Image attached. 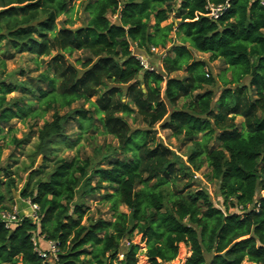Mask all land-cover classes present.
<instances>
[{
  "label": "trees",
  "instance_id": "16d2710c",
  "mask_svg": "<svg viewBox=\"0 0 264 264\" xmlns=\"http://www.w3.org/2000/svg\"><path fill=\"white\" fill-rule=\"evenodd\" d=\"M78 1L84 18L68 28L58 20L73 0H0V67L27 54L51 71L0 82V132L13 120L36 129L20 197L38 207L36 222L24 217L5 229L0 221V264H138L135 235L147 264L175 261L180 244L190 251L184 264H264V7L256 0ZM209 5L223 7L217 20L207 17ZM152 49L158 69L147 63ZM196 54L220 61L221 73L213 76ZM16 91L28 96L8 103ZM49 111L51 121L37 128ZM74 121L115 144L93 146V158H56ZM158 128L188 144L190 166L158 139ZM27 142L11 139L15 148ZM202 168L223 209L189 181L176 186ZM13 183L8 177L6 192ZM6 192L0 211L9 209ZM87 197L98 199L94 212ZM36 234L56 243L57 261L37 254Z\"/></svg>",
  "mask_w": 264,
  "mask_h": 264
},
{
  "label": "rangeland",
  "instance_id": "374dc122",
  "mask_svg": "<svg viewBox=\"0 0 264 264\" xmlns=\"http://www.w3.org/2000/svg\"><path fill=\"white\" fill-rule=\"evenodd\" d=\"M74 2L70 5L69 11L66 15L60 17V22H67V27L69 28H77L81 25L82 19L84 18L82 9L79 7V1L73 0ZM115 19V18H113ZM71 22V23H69ZM170 23H176L175 20L171 19L165 23L162 24V26H166ZM172 36H174L172 34ZM155 55L148 58V65L152 66L154 68L159 67L158 65V58L159 54H156L157 52L153 51ZM143 57V56H142ZM196 57L205 61L208 66V70L213 76H218L221 71L223 70V66L220 63V61H214L210 62L208 60V55H202V54H196ZM80 58V56L74 55L69 60L71 62L74 61V59ZM46 60L47 58H43ZM145 59V58H144ZM38 61L42 59H37ZM146 60V59H145ZM5 67H0V82H4L6 84L14 83V82H21L32 79L33 81L36 80V77L43 73L48 72V75L51 77V71H47V67L44 65H36L33 57L27 54L17 55L12 60H5ZM22 72V73H21ZM180 73L178 76H181ZM247 82V80L245 81ZM222 90L221 86L217 85L215 87V91L217 92V97L219 92ZM20 96H28V94L20 93L19 91L13 92L12 94L6 96V100L8 103L12 98L20 97ZM92 102L95 100L92 99ZM35 103V100L32 101ZM81 104H76L72 106V109H76L77 107H80ZM36 105H33L32 108H35ZM84 108H88V104L84 105ZM64 111H61L59 114L62 115ZM52 111H49L46 113L41 120L37 123V128H39L44 121H51L52 119ZM243 122V119L241 117L235 118V124H241ZM26 123L30 124L32 122L27 121ZM21 124L17 120H13L11 122V126H6L2 129L0 132V168L4 167L5 169H8V176L4 175V173L0 174V191L6 192L5 182L7 181V178L10 177L14 180L13 186L9 189L7 193V200L3 205L8 207L9 209L5 212H11L13 209L17 208V211L19 212V218H29L32 220V209L29 207L28 202L24 201L20 197V193L25 188V185L27 183V176L30 174V171H27L26 173L21 172V169L26 167L30 162V153L34 150L35 144L37 141V135L35 134V128H33L32 131H30L28 124ZM34 132V133H33ZM31 133V134H29ZM68 141L69 143L73 144V147L70 149L68 148L69 143H61L59 147H56L57 152L56 158H62V157H72L76 154L80 158H83L84 154L92 156V147L93 146H99L103 143L105 140V143H112L115 144V142L110 137H103L97 133V131H88L87 133H82L79 128L78 124L72 122L66 130ZM79 135L82 136L81 139H78ZM158 139L162 140L165 144H167L176 154V156L179 158L180 161H182L185 166H190L187 162L188 158V144L183 143L173 137H171L170 132L168 131H161L158 128ZM27 137L28 142L22 146L21 148H15L13 144H11V139L16 138L17 140H21L23 138ZM54 158V157H53ZM43 163L42 156H39L33 165L32 171L35 172L39 168H41ZM189 168V167H188ZM15 172V173H14ZM204 168H202L200 171H193L191 170V177H181V181L176 180V186L181 187L184 184H186L188 181L191 184V188H203L210 196L212 202L217 207L219 206L221 209H223V206L220 205V202H218L219 199V193L216 185L214 183H208L205 178L203 177V173H205ZM95 182H92V185ZM86 205L94 212L97 207L96 201L98 200L96 197L95 199L92 197H87L86 199ZM1 204V206H3ZM102 212H106V207H100ZM123 210V209H122ZM229 211H234V209L230 208ZM105 219H109V215L104 216ZM34 237H40L38 234H36ZM44 241V240H43ZM46 242V241H44ZM132 242L138 246V264H147V259L144 256L145 253V245L141 241L140 235H135ZM39 248L45 249V246H42L39 244ZM190 256V251L188 247H185L183 244H180L178 246V257L175 261L169 263V264H184L186 259ZM121 259V256L119 260ZM243 264H249L247 262H244Z\"/></svg>",
  "mask_w": 264,
  "mask_h": 264
},
{
  "label": "built area",
  "instance_id": "2783aa9c",
  "mask_svg": "<svg viewBox=\"0 0 264 264\" xmlns=\"http://www.w3.org/2000/svg\"><path fill=\"white\" fill-rule=\"evenodd\" d=\"M256 1H258L259 4L264 7V0H256ZM207 9H208L207 17L211 20H217V18L219 17L220 13L223 10V7L209 5ZM140 59L142 60V58ZM28 205L32 209V213H33L32 220L36 222L38 207L36 205L31 204L30 202H28ZM17 209L18 207L13 209L11 212L0 211V221L4 224L5 229H11L12 227L16 226L21 221V218H19V212L17 211ZM39 239L40 241L44 240V238L41 236L37 238L36 237L33 238V243H34L37 254L42 259L47 260L48 262L57 261L58 248H57L56 243L46 241L47 243H46L45 249H41L39 248V244H40Z\"/></svg>",
  "mask_w": 264,
  "mask_h": 264
},
{
  "label": "crops",
  "instance_id": "0c3cea01",
  "mask_svg": "<svg viewBox=\"0 0 264 264\" xmlns=\"http://www.w3.org/2000/svg\"><path fill=\"white\" fill-rule=\"evenodd\" d=\"M153 51H155V52H157L156 50H153ZM142 59H144V57H142ZM145 60V59H144ZM148 62V61H147ZM145 65H147V63L145 64ZM39 243H40V245H42V246H45L46 247V243L47 242H44V241H40V239H39ZM244 263V262H243ZM249 264H251V263H249Z\"/></svg>",
  "mask_w": 264,
  "mask_h": 264
}]
</instances>
